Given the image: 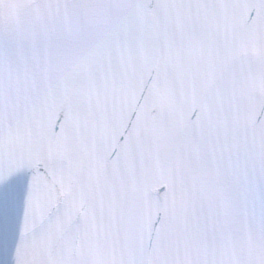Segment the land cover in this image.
<instances>
[{"label":"snow or ice","instance_id":"snow-or-ice-1","mask_svg":"<svg viewBox=\"0 0 264 264\" xmlns=\"http://www.w3.org/2000/svg\"><path fill=\"white\" fill-rule=\"evenodd\" d=\"M0 264H264V0H0Z\"/></svg>","mask_w":264,"mask_h":264}]
</instances>
